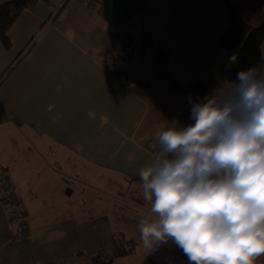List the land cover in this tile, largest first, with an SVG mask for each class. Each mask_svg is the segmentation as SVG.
<instances>
[{
	"label": "crops",
	"instance_id": "crops-1",
	"mask_svg": "<svg viewBox=\"0 0 264 264\" xmlns=\"http://www.w3.org/2000/svg\"><path fill=\"white\" fill-rule=\"evenodd\" d=\"M229 8L264 21V0H39L18 15L0 42V172L29 230L0 198V264H189L171 240L142 246L138 223L156 217L139 171L156 132L193 123L187 86L229 82Z\"/></svg>",
	"mask_w": 264,
	"mask_h": 264
},
{
	"label": "clouds",
	"instance_id": "clouds-1",
	"mask_svg": "<svg viewBox=\"0 0 264 264\" xmlns=\"http://www.w3.org/2000/svg\"><path fill=\"white\" fill-rule=\"evenodd\" d=\"M188 103L193 123L169 122L148 144L139 178L156 218L139 221L141 244L171 240L189 264H255L264 255V64Z\"/></svg>",
	"mask_w": 264,
	"mask_h": 264
},
{
	"label": "trees",
	"instance_id": "trees-1",
	"mask_svg": "<svg viewBox=\"0 0 264 264\" xmlns=\"http://www.w3.org/2000/svg\"><path fill=\"white\" fill-rule=\"evenodd\" d=\"M39 0H9L0 5V42L5 48L10 45L7 37V31L18 15L24 9L32 8ZM224 4H228L229 0H218ZM264 40V21L257 27L253 28L249 26L241 17L229 8L227 26L219 39V48L223 51H236L237 63L229 75L228 81L233 82L236 80L237 73L241 70H246L254 65H261L263 58L261 55V44ZM166 52L163 49H157L154 53V61L165 62ZM179 87V85H177ZM186 89L193 95L194 100L197 98H203L207 87L196 82L186 87ZM190 109L185 112L184 117L189 120ZM4 180H8L7 176L0 172V198L4 206L8 211L10 217L11 204L9 203V196L3 187ZM9 181V180H8ZM19 201V199L16 197ZM19 203H21L19 201ZM15 223V222H14ZM17 225V223H15ZM127 253L124 250L118 252L116 256H120ZM99 256L93 257V264H111V260H100Z\"/></svg>",
	"mask_w": 264,
	"mask_h": 264
},
{
	"label": "built area",
	"instance_id": "built-area-1",
	"mask_svg": "<svg viewBox=\"0 0 264 264\" xmlns=\"http://www.w3.org/2000/svg\"><path fill=\"white\" fill-rule=\"evenodd\" d=\"M2 185L9 196V203L11 204L10 217L13 222L17 223L18 235L23 236L29 230L25 221V211L23 210L21 203L16 199V192L12 184L8 180H4Z\"/></svg>",
	"mask_w": 264,
	"mask_h": 264
}]
</instances>
